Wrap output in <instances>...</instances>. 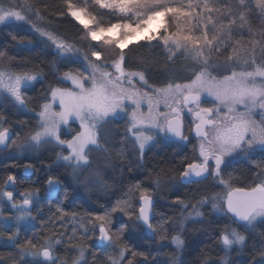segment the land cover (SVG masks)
I'll return each instance as SVG.
<instances>
[{
	"label": "snow or ice",
	"instance_id": "snow-or-ice-1",
	"mask_svg": "<svg viewBox=\"0 0 264 264\" xmlns=\"http://www.w3.org/2000/svg\"><path fill=\"white\" fill-rule=\"evenodd\" d=\"M46 12L57 23L70 17L81 24L87 47L39 24ZM160 18L162 27L129 48ZM25 25L44 45L37 55L54 49V82L40 63L20 54L35 47L33 40L8 31L16 43L0 48V157L12 163L0 165V247L14 251H0V264H187L183 234L189 221L207 219L206 205L227 216L210 234L223 255H213L208 245L198 264H232L234 253L247 255L248 264H264V0H0V30ZM157 71L160 78L153 80ZM46 82L42 98L29 95ZM145 102L147 112L141 110ZM257 110L258 121L252 118ZM121 121V142L138 161L129 172L144 170L152 147L192 146L178 182L196 192L171 201L178 220L154 211L159 174L148 186L129 181L114 201H92L97 211L65 206L77 188L111 192L92 154L108 152L105 145ZM49 147L57 149L53 163L71 169L73 186L49 171L44 197L34 186L21 191L22 182L8 169L38 171L18 159ZM238 161L247 162L243 172L250 175H234ZM56 193L62 198L53 204ZM144 236L154 249L133 242L146 243ZM169 244L172 250L164 252Z\"/></svg>",
	"mask_w": 264,
	"mask_h": 264
},
{
	"label": "trees",
	"instance_id": "trees-1",
	"mask_svg": "<svg viewBox=\"0 0 264 264\" xmlns=\"http://www.w3.org/2000/svg\"><path fill=\"white\" fill-rule=\"evenodd\" d=\"M49 2H54L56 4H60L61 0H49ZM45 19L37 21L39 24H41L46 29L58 32L62 36L66 35L70 39H74L77 46L80 47H87V44L90 43V41L81 39V37L84 35L83 32V26L79 24L78 22L72 20L70 17L62 20L60 23H57L58 17L55 15H50L49 13H45ZM105 22H107L108 17L103 18ZM74 25V27H73ZM8 31L15 32L19 37H25L27 39L33 40L35 47L31 49L29 52L26 49H23L20 51V54L22 56H30L31 61H35L40 63V65L44 68L46 80L48 82H54L53 80V73L50 66V61L53 59V50H47L45 49L44 52H40L39 55H37V52L40 51L41 48H44V45H42L39 41L40 38L37 34H27L24 31V28L22 27H9L7 29L0 30V48H3L5 44H15V41H12L10 36L7 35ZM25 40V43H26ZM140 43H143L144 40L139 41ZM95 43V42H91ZM137 42H132L129 45V48L137 47ZM106 50H110L107 46ZM12 52H15L16 49H9ZM125 51H128V49H125ZM32 63H28V67H32ZM73 67H76V65H73ZM66 70V69H65ZM160 78V72H154L152 74V79L157 80ZM66 85V83H65ZM67 86V85H66ZM48 87V83L43 84H36L35 89L33 92L29 93V95H32L36 98H42L44 91H46ZM21 119H25V115H20ZM115 127V135L116 138L112 140L109 144H106L105 147L108 148V152L103 154H92V159L95 161L93 167L99 166L101 169V175L103 176V180L106 181V184L111 185L112 189L111 192L108 194H104L103 192H99L96 190L89 192H85L82 188H77V191L74 195V197L68 201H65V206L69 209L71 208H78L79 211L83 212L84 210L89 211H97V205L92 203V201H99L100 203H106L109 200L114 201V199L117 196H120L123 191L126 190V186L129 181L135 182L136 180H142L144 182L145 186L152 185L153 181L157 178V174H159V179L161 182V187L158 191V194L155 196V198L159 199L157 201V207H156V213H164L167 215H170L167 213L165 208L167 206H177L175 204H172L171 201L176 198L179 192H181V196L185 194L186 191L194 190L196 192V188H188V187H179L178 184V172L179 168L181 166V160L182 157L185 154L191 155L192 150L188 147L184 148L182 151H178L176 149L175 144L169 142L161 144L158 147H152L148 149L145 153V167L144 170L135 169L134 171L129 172L127 169L130 165L135 167L136 163L138 162L136 159V156L133 154L131 147L123 144L121 142L122 137L124 135V122L121 121L119 124H117ZM50 151L52 154L50 158H47L45 155L48 154L47 152ZM55 148H45L41 150L38 154H33V156L27 154L21 158L18 159V163L20 165L31 163L35 166L38 171H33L31 174H26L24 171V168L22 166L15 167V168H9L8 171H12L16 173L20 181L22 182L18 187L22 191L24 188H27L29 186H34L38 188L39 195L41 197H44V189L47 187L46 184V178L51 171L52 173L59 174L61 178L67 183L68 187L71 188L73 186V181L71 179V170L70 168H67L66 166L62 165H56L54 162L55 160ZM110 159V163L108 160ZM12 163L11 160H8L7 158L0 157V165H3L4 163ZM237 163V169L240 170L238 175L236 176H242V175H250L249 173L243 172V169L249 168L243 163ZM52 164V168L49 170L46 165ZM242 166V167H241ZM123 168L124 172L123 175H121L119 169ZM172 169H176L175 172L171 171ZM163 170V171H162ZM3 167H0V172H3ZM83 175H88L87 173H84ZM176 176L177 180L176 183H173L172 177ZM33 181H35V185H33ZM179 191V192H178ZM177 192V193H176ZM89 196L91 197V200L89 199ZM62 198V193H56L53 194L50 197L51 202L54 204L58 199ZM175 209V208H174ZM9 210L5 208V214L7 215ZM44 213L48 214V209L44 208ZM159 218V216H157ZM40 218H37V224L36 227L39 228ZM221 222V221H220ZM261 227H264L262 225ZM69 228H71V225H69ZM31 233H29L30 235ZM144 241L146 243H142L140 240L134 239L133 242L137 245L140 249H146L149 245L153 246V249L155 248V245L152 242V238L149 236H144ZM90 243V242H89ZM210 245L208 242H201L195 247H191L187 249V257L186 261L187 264H198L197 256L200 253L201 249H204L206 246ZM169 245L163 248L164 252H169ZM209 251H214L212 246L207 249ZM0 251H14L13 249L7 248V247H0ZM63 251V249H61Z\"/></svg>",
	"mask_w": 264,
	"mask_h": 264
},
{
	"label": "rangeland",
	"instance_id": "rangeland-1",
	"mask_svg": "<svg viewBox=\"0 0 264 264\" xmlns=\"http://www.w3.org/2000/svg\"><path fill=\"white\" fill-rule=\"evenodd\" d=\"M135 20V17H133V21ZM163 20L164 18H160L159 21L153 22V25L151 26V29L149 31H146L142 34H138L136 36V39L133 42H137V41H141L144 40L151 31H155L157 29V27H162L163 26ZM22 28H24V31L27 34H36L32 31L29 30L28 26H22ZM108 52H111V49L108 50ZM67 87H72L71 82L67 81L65 82ZM145 91H147V89H144ZM54 109L57 108L56 105L53 106ZM161 107H163V105H161ZM142 111L147 112V103L145 102L142 105ZM253 119L255 120H259L260 118V114H259V110H257L256 112H254L253 114ZM79 124L78 122L74 125V128H78ZM74 133L69 134V136L67 138H71V135ZM57 151V149H56ZM48 154H46L45 156L47 158L51 157V153L50 151L47 152ZM31 156H33V154H29ZM55 161V160H54ZM56 164V163H55ZM56 165H62V166H66L63 162H60L59 164ZM67 167V166H66ZM71 170V169H70ZM101 179L103 180V176L101 175ZM218 188H215L217 190V192L221 191L222 186H216ZM195 193L194 190H189L186 191L184 195H188L189 198H191V196ZM155 198V197H154ZM156 201H158L159 199L155 198ZM178 206H176L177 209ZM7 210H9L6 207ZM205 216L207 217V219L203 220V221H189L186 225V230L184 232V238L186 240V248L184 250V259L186 261V257H187V249L191 248V247H195L196 245H198L201 242H208L210 245H212V248L214 251H212L213 255H223V253L220 251V247L219 245H213L212 241L210 240V234L215 230V225L217 224H222V222H220L219 219H227V216L224 213H216V212H212L211 210V206L210 205H206L205 206ZM165 210L167 211L168 214L170 215H175V217L177 218V220L180 218V212L179 211H175L174 210V206H167L165 208ZM169 252L172 250V246L169 244ZM232 264H248V259L249 257L247 255H236L235 253L232 255Z\"/></svg>",
	"mask_w": 264,
	"mask_h": 264
},
{
	"label": "flooded vegetation",
	"instance_id": "flooded-vegetation-1",
	"mask_svg": "<svg viewBox=\"0 0 264 264\" xmlns=\"http://www.w3.org/2000/svg\"><path fill=\"white\" fill-rule=\"evenodd\" d=\"M184 127L185 128H188V122H185V124H184ZM188 148H190L191 150H192V146L191 145H188L187 146ZM239 163H243V164H245L246 166H248V167H250L248 164H247V162H245V161H238ZM231 170V169H230ZM240 172V170L239 169H237L235 172H234V175H238V173ZM178 181H179V178H178ZM178 184H179V182H178ZM179 187H188V188H195V186H193V185H185V186H181L180 184H179ZM215 188H218V187H215ZM215 190H217V189H215ZM179 192V191H178ZM177 193V192H176ZM181 192H179L178 193V195H180L179 197H181V198H183L185 195H182L181 196V194H180ZM178 196H176V198H177ZM175 198V199H176ZM175 209H176V206L174 207ZM154 211L156 212V208L154 209ZM222 223H223V221H225V219H219Z\"/></svg>",
	"mask_w": 264,
	"mask_h": 264
},
{
	"label": "bare ground",
	"instance_id": "bare-ground-1",
	"mask_svg": "<svg viewBox=\"0 0 264 264\" xmlns=\"http://www.w3.org/2000/svg\"><path fill=\"white\" fill-rule=\"evenodd\" d=\"M105 183H106V181L105 180H103Z\"/></svg>",
	"mask_w": 264,
	"mask_h": 264
}]
</instances>
